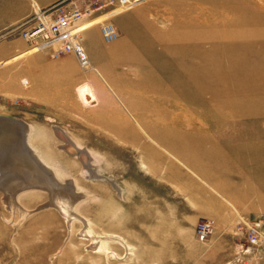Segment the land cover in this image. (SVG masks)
<instances>
[{
    "label": "rangeland",
    "instance_id": "374dc122",
    "mask_svg": "<svg viewBox=\"0 0 264 264\" xmlns=\"http://www.w3.org/2000/svg\"><path fill=\"white\" fill-rule=\"evenodd\" d=\"M10 1L0 0V116L27 126L32 149L24 150L28 166L17 167L36 170V156L50 171L37 170L43 179L57 184L52 190L77 198L56 207L45 183L14 195L0 188V264H264V0H174L177 23L161 22L156 12L140 24L138 16L134 40L113 25L129 50L117 64L123 81L143 83L148 97L145 106L121 108L124 121L106 119L107 106L82 102L84 86L95 97L99 83L107 86L91 66L71 96L39 88L49 81L42 74L22 84L25 56L36 49L20 32L34 2L28 18L8 24L7 12L17 11ZM158 3L150 5L157 10ZM169 31L179 47L166 60L158 52ZM39 52L52 61L70 55ZM123 122L132 135H110ZM53 127L88 153L94 176H85ZM71 212L75 218L65 215ZM200 219L212 226L203 242L194 235ZM240 221L263 226L258 246L247 249L235 231Z\"/></svg>",
    "mask_w": 264,
    "mask_h": 264
},
{
    "label": "crops",
    "instance_id": "0c3cea01",
    "mask_svg": "<svg viewBox=\"0 0 264 264\" xmlns=\"http://www.w3.org/2000/svg\"><path fill=\"white\" fill-rule=\"evenodd\" d=\"M30 1H33L35 6L39 9L47 8L60 0H16V2H8L6 5L12 7L17 10L16 12L9 13L10 21L8 24H14L21 20L28 18L31 14L30 9ZM135 3L130 9L122 14L113 18V25L117 27V29L123 35H125L127 40H134L135 33L131 32L133 26L136 22V17L139 16V23H142L141 17H147L148 13H156L158 18L161 19V22L172 25L176 24L177 16H178V5L174 0H130ZM159 2V3H158ZM151 3L154 6L158 3L159 5L157 10L156 7H152ZM141 5L138 9L135 8L136 5ZM4 5L0 2V29L2 28L3 20L2 9ZM7 8V7H5ZM8 9V8H7ZM155 10V12L151 11ZM12 16V17H11ZM124 24L123 27L120 24ZM121 28V29H120ZM170 34L162 33L160 37V41L163 42L160 51L158 52V56L166 57V60L171 59L172 57H177L178 55V47L177 43L178 39L175 37V34L172 31H169ZM170 35V36H169ZM123 41L121 39H117L114 43L104 44L101 41L98 27L92 26L81 32V44L82 47L89 59V63L91 66V71L98 73V77L104 80H107V86H102L99 83L97 88L95 89L97 103L95 105L101 104L103 106H107L109 112L108 117L106 119L113 121H124L125 119L122 116L121 108L124 110L130 111V106L132 104H140L146 105L148 103L147 90L146 86L143 83H140L138 87L132 86L130 81H123L126 76L121 73L119 70L118 62L121 61L122 56L126 54L129 50H125L123 48ZM27 61V83L32 82L35 84L36 74H42L43 82L46 81V77L49 79L48 82L39 85L38 87H42L43 89L55 90L57 91L56 95L60 92L66 94V96H71L75 87L80 84L84 79H86L88 74L83 73L78 67L75 58L72 55H65L56 61L49 60L48 54L35 51L34 53H30L25 56ZM161 58V57H160ZM48 70V71H47ZM162 72L163 69H161ZM48 73V76L46 75ZM103 75V76H102ZM126 82V83H125ZM33 89L35 85H32ZM137 89V91H136ZM164 89V88H163ZM162 93V91H161ZM162 95V94H161ZM36 97L35 95H33ZM163 98V96H159ZM41 101V98H39ZM43 104L50 105V107L55 106V103L45 102L42 100ZM164 101H156V103L162 104ZM64 104V103H61ZM94 105V106H95ZM57 106V105H56ZM93 107V106H92ZM64 110V109H59ZM141 123V121H140ZM131 124L128 122H123L122 128L110 134L112 136H121L123 138L130 137L132 135ZM102 135V134H101Z\"/></svg>",
    "mask_w": 264,
    "mask_h": 264
},
{
    "label": "built area",
    "instance_id": "2783aa9c",
    "mask_svg": "<svg viewBox=\"0 0 264 264\" xmlns=\"http://www.w3.org/2000/svg\"><path fill=\"white\" fill-rule=\"evenodd\" d=\"M127 5V0H88L82 6L72 0H61L45 9L32 6L29 26L20 32V37L28 43L30 49L46 50L51 58L70 54L75 58L78 67L86 70L89 68V61L81 45V31L73 28L74 25ZM93 13L98 14L91 17ZM96 25L104 44L117 40L118 32L110 21L104 19ZM22 83L26 85V80ZM211 227L209 220L200 219L194 226L195 238L203 242L210 234ZM261 227L263 226L257 221H240L235 225V231L242 236L248 249L259 245Z\"/></svg>",
    "mask_w": 264,
    "mask_h": 264
},
{
    "label": "bare ground",
    "instance_id": "6f19581e",
    "mask_svg": "<svg viewBox=\"0 0 264 264\" xmlns=\"http://www.w3.org/2000/svg\"><path fill=\"white\" fill-rule=\"evenodd\" d=\"M127 1H128L127 7L117 8L113 12H110V13L105 14L103 16L94 17L91 20H86L85 22L81 21L80 23L75 24L73 28H76L82 32L83 30H85L89 27L96 26L97 22H100L104 19L108 20L109 16L117 14L118 12L123 11L127 8H130L133 5L132 1H130V0H127ZM32 6H35V4L33 3ZM32 49L34 50L35 48H32ZM88 61H89V59H88ZM89 69H90V63H89L88 69H86V70L80 69V70L81 71H87ZM26 84H27V81H26ZM87 87L88 86H86V88H85V86H84V88H81L79 90L80 91L79 92L80 98L85 105L94 106L97 103L96 97L93 95L92 91L89 90V88H87ZM53 129H54V133L56 134V136L65 143V145H63L61 147L64 150H66L68 154L76 156L82 162L83 170L85 172L84 173L85 176L89 177V178L94 176L92 169L90 168V165L88 163L89 162L88 153L84 150L79 149L76 146H73V144L70 143L69 140L67 139L68 137H66L64 135V132H62L58 127H53ZM28 133H29V129L27 128V126L24 123L19 122L18 120H15L12 118L0 116V181L2 180V182H0V188L7 187L10 190L8 193L11 195H14L15 193L19 192L20 190L22 191L23 188L24 189L29 188V187H35L36 188L37 182L38 183L40 182V183H45V185L47 186L46 189L51 194L52 205L58 207L57 200H61V201L63 200V201H65V203L69 202V201L72 202L70 200L72 197L74 198L73 202H76L75 200L77 197L73 195L74 193L73 194L71 192L69 193V192L63 190L62 188L52 190V187L53 188L56 187L57 184L55 185L53 182V185H52V183L47 180L46 177L48 175H50V171H48L47 167L44 164H42L36 156H35L36 158L34 157V159L38 162L39 166L41 165V167H39V168L36 167V170L32 168V169L25 171V170L17 167L19 165V163L25 164V162H27L25 159V154H24L25 151L27 149L30 150L27 152L32 151V149L28 145L29 143H27ZM30 156H31V154H30ZM31 157H33V156H31ZM26 164L28 166V163H26ZM38 169L41 172L45 171L47 173V176L44 177V178H46L47 182H45L46 180H44L42 175L37 171ZM7 178L9 179L8 182H6ZM16 185H21L22 187H20V186L16 187ZM23 185H24V187H23ZM63 210L65 211V209H63ZM65 215L70 217V219L75 218V217H73L74 216L73 212H71L69 214L66 213ZM84 235H85V237L89 236L85 232H84Z\"/></svg>",
    "mask_w": 264,
    "mask_h": 264
}]
</instances>
